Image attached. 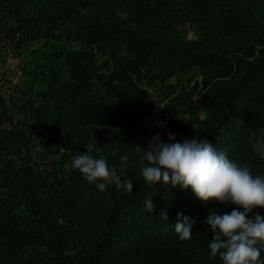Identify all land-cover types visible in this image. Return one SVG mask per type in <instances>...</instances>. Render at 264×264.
I'll use <instances>...</instances> for the list:
<instances>
[{
  "label": "trees",
  "instance_id": "16d2710c",
  "mask_svg": "<svg viewBox=\"0 0 264 264\" xmlns=\"http://www.w3.org/2000/svg\"><path fill=\"white\" fill-rule=\"evenodd\" d=\"M154 96L163 142L206 139L264 175L249 143L264 136V0H0V264H222L204 221L236 206L142 176L132 142ZM86 150L132 191L88 183L71 166Z\"/></svg>",
  "mask_w": 264,
  "mask_h": 264
},
{
  "label": "clouds",
  "instance_id": "9594fccd",
  "mask_svg": "<svg viewBox=\"0 0 264 264\" xmlns=\"http://www.w3.org/2000/svg\"><path fill=\"white\" fill-rule=\"evenodd\" d=\"M175 137V133H168L169 142H163L157 133L149 141L147 151L139 147L147 161V166L141 170L146 184L170 183L183 189L190 187L193 194L205 203L215 200L235 205L230 212L206 216L204 223L213 233L208 244L210 255L218 256L222 264H264L261 259L264 253V215L252 214L254 209L264 208V175L253 174L247 164L230 159L206 139L194 137L172 142ZM249 143L264 159V136L257 137L252 133ZM71 166L79 170L88 183H95L100 191L113 183L127 192L133 189L131 179L125 177L122 180L103 157L95 159L87 150L74 155ZM146 207L149 212L154 210L152 200ZM165 219H168L167 213ZM193 223L182 212L177 213L174 231L181 241L191 238Z\"/></svg>",
  "mask_w": 264,
  "mask_h": 264
},
{
  "label": "built area",
  "instance_id": "2783aa9c",
  "mask_svg": "<svg viewBox=\"0 0 264 264\" xmlns=\"http://www.w3.org/2000/svg\"><path fill=\"white\" fill-rule=\"evenodd\" d=\"M168 120V112L163 110H156L148 113L142 123V139L145 144H148L151 138L159 133L161 137V128L158 125L164 126Z\"/></svg>",
  "mask_w": 264,
  "mask_h": 264
},
{
  "label": "rangeland",
  "instance_id": "374dc122",
  "mask_svg": "<svg viewBox=\"0 0 264 264\" xmlns=\"http://www.w3.org/2000/svg\"><path fill=\"white\" fill-rule=\"evenodd\" d=\"M9 63L11 65H16L17 62H18V59L16 58H12V56L9 57ZM16 66H14L15 68ZM152 101V105H151V108L149 110V113L150 112H153V111H156V110H165V103H166V99H159V97L157 96H154L153 99L151 100ZM163 108H161V107ZM136 125V123H132V125H129V127L131 128V126H134ZM141 149H145V148H148L147 145L142 141V142H132V149H136V150H141Z\"/></svg>",
  "mask_w": 264,
  "mask_h": 264
}]
</instances>
